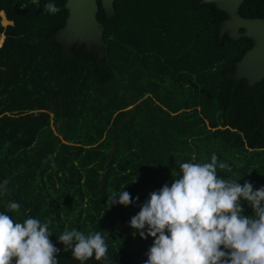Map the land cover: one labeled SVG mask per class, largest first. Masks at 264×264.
Wrapping results in <instances>:
<instances>
[{
  "label": "trees",
  "instance_id": "trees-1",
  "mask_svg": "<svg viewBox=\"0 0 264 264\" xmlns=\"http://www.w3.org/2000/svg\"><path fill=\"white\" fill-rule=\"evenodd\" d=\"M200 1L117 0L114 21L100 9L99 56L52 39L67 0H0L14 23L0 22V212L49 222L59 264H81L58 241L66 228L102 234L107 259L84 264H145L153 238L134 237L130 220L184 162L216 154L229 165L218 178L264 186V80L249 91L230 77L253 42L220 40L227 15ZM239 14L264 18V0H245ZM122 190L133 202L108 208Z\"/></svg>",
  "mask_w": 264,
  "mask_h": 264
},
{
  "label": "clouds",
  "instance_id": "clouds-1",
  "mask_svg": "<svg viewBox=\"0 0 264 264\" xmlns=\"http://www.w3.org/2000/svg\"><path fill=\"white\" fill-rule=\"evenodd\" d=\"M44 10L56 14L60 8L47 3ZM217 168L229 165L218 162L216 154L211 162H184L179 178L151 192L140 205L130 227L137 230L134 237L138 232L141 239L153 238L145 264H264V186L253 191L250 182L241 185L218 178ZM8 183L6 179L0 191L7 192ZM244 201L253 216L243 214ZM132 202L129 192L122 190L108 196L107 207ZM6 208L18 214L20 204L9 202ZM51 235L49 222L31 217L17 222L0 212V264H59L60 249ZM58 241L81 264L93 256L107 259L108 246L98 231L85 235L66 228Z\"/></svg>",
  "mask_w": 264,
  "mask_h": 264
},
{
  "label": "water",
  "instance_id": "water-1",
  "mask_svg": "<svg viewBox=\"0 0 264 264\" xmlns=\"http://www.w3.org/2000/svg\"><path fill=\"white\" fill-rule=\"evenodd\" d=\"M117 0H67L65 9L68 12L66 24L52 35V39L64 46L79 44L92 55L102 56L104 48L105 26L98 19L100 9L105 17L114 21L117 17L115 2ZM245 0H201L199 5L214 4L227 18L220 23V40L227 35L233 41L247 38L253 42L252 48L230 72L236 81L245 80L247 89L264 80V18H244L239 14ZM243 30V32H240ZM222 45V42H221Z\"/></svg>",
  "mask_w": 264,
  "mask_h": 264
},
{
  "label": "flooded vegetation",
  "instance_id": "flooded-vegetation-1",
  "mask_svg": "<svg viewBox=\"0 0 264 264\" xmlns=\"http://www.w3.org/2000/svg\"><path fill=\"white\" fill-rule=\"evenodd\" d=\"M23 6H24V5H23ZM14 10H16V9H14ZM2 17H3V18H2ZM4 18H5V20H6V24H3V20H2V19H4ZM0 22H1V25H2L4 28L8 27L9 25H13V24H14L12 20H9V19L7 18V15H6V13H5L4 11H0ZM240 32H241V30H240ZM242 32H243V30H242ZM2 37H4V38L2 39ZM5 37H6L5 34L2 33V35L0 36V40L2 39V44H3L4 40H5ZM252 45H253V43H252ZM252 45H251V48H252ZM1 46H2V45H0V48H1ZM251 48H250V49H251ZM250 49H249V50H250ZM68 50H70L69 46H67V45L64 46V52H67ZM249 50H248V51H249ZM248 51H246L245 53H247ZM245 53H244V55H245ZM244 55H243V56H244ZM243 56H242V57H243ZM241 59H242V58H241ZM241 59H240V60H241ZM238 62H239V61H238ZM238 62H237V63H238ZM237 63H235V65H236ZM234 69H235V68H234ZM234 69H233V70H234ZM242 81H245V80H242ZM242 81H241V82H242ZM245 83H246V81H245ZM246 87H247V83H246Z\"/></svg>",
  "mask_w": 264,
  "mask_h": 264
},
{
  "label": "rangeland",
  "instance_id": "rangeland-1",
  "mask_svg": "<svg viewBox=\"0 0 264 264\" xmlns=\"http://www.w3.org/2000/svg\"><path fill=\"white\" fill-rule=\"evenodd\" d=\"M2 18H3V17H2ZM2 20H3V24H6V20H5V18L2 19ZM9 26H10V25H9ZM64 26H65V25H64ZM58 30H60V29H58ZM58 30H57V31H58ZM3 38H4V37H2V39H3ZM2 39H1V40H2ZM1 40H0V42H1V45H2V41H1Z\"/></svg>",
  "mask_w": 264,
  "mask_h": 264
},
{
  "label": "bare ground",
  "instance_id": "bare-ground-1",
  "mask_svg": "<svg viewBox=\"0 0 264 264\" xmlns=\"http://www.w3.org/2000/svg\"><path fill=\"white\" fill-rule=\"evenodd\" d=\"M2 41V40H1ZM0 45H1V42H0Z\"/></svg>",
  "mask_w": 264,
  "mask_h": 264
}]
</instances>
